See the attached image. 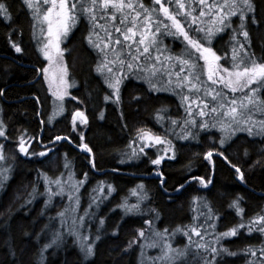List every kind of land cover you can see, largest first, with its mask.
Returning <instances> with one entry per match:
<instances>
[{
  "label": "snow or ice",
  "instance_id": "obj_1",
  "mask_svg": "<svg viewBox=\"0 0 264 264\" xmlns=\"http://www.w3.org/2000/svg\"><path fill=\"white\" fill-rule=\"evenodd\" d=\"M23 4L32 19L33 38L38 41L37 47L48 62L47 66L40 70L45 74L44 79L55 97L52 113L47 118L48 123H52L58 114H63V102L66 96L71 95L68 89L73 86L68 80L69 69L64 58L68 49L63 48L62 44L66 42L76 23L84 19L89 25L86 40L97 56L94 71L102 76L104 83L112 90L111 94H105V101L111 100L120 104L121 86L132 76L143 80L150 92L171 91L178 95L185 109V116L181 120L169 118L170 126L165 129L164 135L146 126L137 128L132 144L139 143L141 146L124 153L125 157L139 159L148 155L146 148L162 145L164 147L157 149L156 158L149 157L152 165L160 166L165 158H176V146L173 140L167 137L168 131H172L177 139L199 141L201 131L210 132L216 129L220 133L219 138L206 137L212 139V147L198 155L211 164L213 173L214 157L222 159L234 169L240 182L247 183L245 171L239 164L233 163L225 153L228 150L226 145H229L238 133L264 139V57L257 59L251 51L252 40L248 30L249 20L252 24H259L254 0H23ZM234 17L237 18L235 26ZM0 18L9 24L13 21V11L8 0H0ZM224 32L228 33V50L218 54L213 47V40ZM166 37L180 39L183 48L179 53L169 50V46L164 43ZM9 40L15 52L23 51L19 43L11 40V36ZM221 60H225L226 64H222ZM2 94L0 92V95ZM72 99L77 97L73 96ZM133 99L139 100L140 97L134 96ZM167 111V107L156 110L154 116L158 123L165 121L162 113ZM120 114L123 117L122 110ZM99 118H104L103 112H100ZM77 121L80 125H88L86 110L75 109L71 115V130L79 132V142L69 135L61 134L50 137L49 143H75L77 148L89 154V162L95 168L93 148L84 142L83 131L77 129ZM40 123L43 125L45 120L42 118ZM177 126L179 133H176ZM0 138L10 139L3 119H0ZM18 140L19 152L24 156L44 157L53 151L43 144V140L28 135L27 131L22 133ZM33 140L42 144L45 150L29 152L28 148ZM243 156H249L247 148L243 149ZM9 159L15 160V156H6L4 143H0V178L7 179L6 174L12 171ZM257 165L264 168V156L258 158L251 167ZM41 175L47 186L49 204L52 203L53 197L64 193L66 186L78 192L84 182L73 180L71 175L68 176L67 182L63 175ZM157 175L160 177L159 183L164 186V172L157 171ZM84 179H87V173H84ZM191 180L197 181L205 189L213 183L210 176L204 175H193ZM2 186L0 183V187ZM108 187L115 191L114 186ZM184 187V183H181L176 190ZM71 190L68 194L70 202L74 194ZM164 190L167 191V188ZM94 191L99 195L92 197V203L99 207L100 197L105 195V190L100 186ZM36 193L37 189L33 188L31 195L34 197ZM130 193L137 198V202L129 203L126 197L118 206L124 209L125 215H143L141 204L149 199L144 185H138L137 188L131 189ZM243 199L237 195L229 202L228 207L234 209L240 219L222 231L217 230L220 213L213 208L207 197H193V223L177 226L172 231L156 226L161 213L158 209H151L154 215L143 221L147 227L136 229L137 235L128 240L123 251L127 252L138 246L139 264H186L190 248L195 252L200 264H222V257L237 255L245 257V264H264V241L259 245L249 244L235 251L224 244L225 240L242 234L251 235L257 232L264 236V211L245 218ZM75 204L78 208V196L75 197ZM76 208L59 212L58 226L55 223L45 225L51 239L42 245L41 257L47 249L63 243L67 236L75 237V243L85 259L95 256L96 244L101 240L100 231L97 229L93 233L86 223V217H94L95 214L85 211L84 215L78 216ZM69 210L72 211L73 218L65 231ZM201 216L203 220L200 219ZM49 220L51 222L55 218L50 217ZM98 223L103 226L104 219H99ZM118 230L117 226L113 234ZM177 233L187 237L188 244L184 247H174L173 237ZM193 236L199 237V240L193 242ZM151 249L158 251L155 255H148V250Z\"/></svg>",
  "mask_w": 264,
  "mask_h": 264
},
{
  "label": "trees",
  "instance_id": "obj_2",
  "mask_svg": "<svg viewBox=\"0 0 264 264\" xmlns=\"http://www.w3.org/2000/svg\"><path fill=\"white\" fill-rule=\"evenodd\" d=\"M254 2L259 24H252L249 20L248 30L252 40L251 51L259 59L264 57V0ZM8 3L12 7L13 21L9 24L0 18V92L3 93L0 95V107L10 136L4 147L11 157L15 156V160L9 159L12 163L11 175L0 187V264H139L138 246L127 252L123 249L128 240L137 235L136 229L147 227L143 221L154 215L151 209H158L161 213L157 223L160 229L174 230L177 226L193 223L191 204L195 196L207 197L213 208L220 213V220L217 221L219 231L239 221L236 211L228 207L237 195L244 198L242 206L245 218L264 211V168L259 165L251 167L258 158L264 156L262 138H253L243 133L226 145L228 150L225 154L245 171L247 183L240 182L234 169L222 159L214 157L213 173L211 164L198 155L212 147V139L206 137L219 138L220 133L216 129L201 131L199 141L177 139L172 131H168V138L176 146V158H165L160 166L149 162V157L156 158L157 147L146 148L148 155L139 159L125 157L124 153L141 146L139 143L132 144L137 128L146 126L164 135L165 129L170 126L169 118L182 119L180 97L166 92H150L143 80L129 76L121 86V103L105 101L104 96L111 94V89L104 83L102 76L94 71L97 56L86 40L89 25L84 19L79 20L65 43L68 49L65 56L69 69L68 79L73 85L71 95L77 99H70L67 115L55 126H50L47 118L52 95L45 87L44 73L40 71L46 66L32 35L29 10L23 0H8ZM236 21L234 17L233 26ZM9 36L12 41L20 44L22 52H15ZM227 40L228 33L224 32L213 41V47L218 53L228 50ZM164 43L173 53H179L183 48L180 39L166 37ZM134 96L140 99L134 100ZM161 107L168 109L162 113L165 116L162 124L154 116ZM75 109L86 110L89 118L85 126L84 142L93 148L95 168L89 162L88 154L77 148L75 143H49L50 137L61 134L69 135L79 142V134L71 130V115ZM100 112L104 113L103 119L99 118ZM42 118L45 120L44 125L40 123ZM25 131L43 140V144L53 149L51 154L44 159L23 156L19 152L18 138ZM244 148L249 150L248 157L243 156ZM43 149L42 144L33 140L29 152ZM67 162L78 178H84V173H87L84 192L100 183L112 185L116 190L108 208L103 211L105 224L101 240L96 244V254L87 259L72 238H65L63 243L47 249L41 257L42 245L51 239L45 225H57L55 220H49L57 215L53 208L55 205L47 202L44 194L46 183L41 173H47L50 177L59 176ZM157 171L164 172V186L159 183L160 179L153 178ZM193 175L210 176L213 183L205 189L197 181L191 180ZM181 183L185 187L177 191ZM140 184L144 185L148 193L151 214L148 217L126 216L118 205L129 196L131 189ZM33 188L37 189L34 197L31 195ZM117 226L119 230L113 234ZM262 241L264 236L253 232L251 235L229 238L224 244L235 251L249 244L259 245ZM186 260V264H200V261H193L191 257ZM221 262L245 264V257L224 256Z\"/></svg>",
  "mask_w": 264,
  "mask_h": 264
},
{
  "label": "rangeland",
  "instance_id": "obj_3",
  "mask_svg": "<svg viewBox=\"0 0 264 264\" xmlns=\"http://www.w3.org/2000/svg\"><path fill=\"white\" fill-rule=\"evenodd\" d=\"M77 25H78V23H76V25L72 28V30H71V32H70V34L76 29V27H77ZM70 34L68 35V37H67V40H68V38H69V36H70ZM220 35V34H219ZM218 35V36H219ZM217 36V37H218ZM216 37V38H217ZM215 38V39H216ZM214 39V40H215ZM67 40H66V42H67ZM213 40V41H214ZM35 41H36V44H38V41L35 39ZM65 42V43H66ZM65 43H63L62 44V47L63 48H65ZM66 54H67V52H65V56H66ZM219 54V53H218ZM42 55V54H41ZM42 58L44 59V57L42 56ZM65 58V57H64ZM44 61H45V66H47V61L44 59ZM201 63H203L202 61H201ZM221 63L222 64H226V62H225V60H221ZM177 70H178V66H177ZM45 75V74H44ZM69 80V79H68ZM69 83L70 84H72L71 82H70V80H69ZM44 85H45V87L49 90V87H48V82H47V80H45L44 79ZM73 87V86H72ZM72 87H70L69 89H68V91L71 93V91H72ZM254 87H255V85H254ZM112 91V90H111ZM49 92H50V94L52 95V92L49 90ZM156 92H166V93H169V94H173L171 91H156ZM175 95V94H174ZM176 96H178V95H176ZM52 97V99H51V103H50V106H49V113H48V116L49 115H51V113H52V110H53V107H54V104H53V101L55 100V97L52 95L51 96ZM179 97V96H178ZM68 99V100H67ZM70 99H72V95H70V96H66L65 97V100H64V107H65V111L63 112V114H58L55 118H54V120H53V122L52 123H49L50 124V126H55V124L59 121V120H61V119H63L66 115H67V111H68V108H67V104H68V102L70 101ZM57 103H59V102H57ZM180 105H181V101H180ZM181 108H182V111H181V114H182V116L184 117L185 116V109H184V107L181 105ZM182 117V118H183ZM0 119H3V121H4V117H3V111L1 110V107H0ZM181 120V119H180ZM5 123V122H4ZM77 129L78 130H82L83 131V135H84V131H85V126L84 125H80L79 124V122L77 121ZM169 132H171V131H169ZM176 132H178L179 133V127L177 126L176 127ZM76 133V135L77 134H79V132H75ZM240 134H243V133H238L237 134V136L238 135H240ZM167 137H168V134H167ZM0 143H4V145L6 144V140H4L3 138H0ZM161 148V147H164V146H162V145H156L154 148ZM6 147H4V151H5V154H6V156H8L9 158L11 157L10 155H9V153H7V151H6V149H5ZM30 150V147L28 148V151ZM44 150V149H43ZM42 150V151H43ZM31 151V150H30ZM49 154H51V152H48V154L46 155V156H44V157H39L40 159L41 158H46V157H48V155ZM23 155V154H22ZM170 155V154H169ZM14 156V155H13ZM24 156V155H23ZM8 163L12 166V163H11V161L10 160H8ZM7 175V179H3V178H0V183H4L5 181H7L9 178H10V175H11V172L10 173H7L6 174ZM60 175H63V178H64V180H65V182H67V179H68V176L69 175H71L72 177H73V180H81V181H84L83 183H82V185L79 187V190H78V192H75L74 190H71L69 187H65V191H64V193L62 194V195H58V196H55V197H53V200H52V203H50L51 205H55V206H53V208L55 209V213H56V215L59 213V212H61V211H64L65 209H72V208H76V204H75V197L76 196H78L79 197V207L78 208H76V214L79 216V215H84V213H85V211H88L90 214L91 213H94L95 214V216L94 217H86V223H87V226H88V228L93 232V233H95L96 232V230L97 229H99V231H100V235L102 234V228H103V226H104V224H105V221H104V224H103V226H100L99 225V223H98V221H99V219H104L105 217H104V214H103V211L104 210H106L107 208H108V204L110 203V200H111V198L113 197V195L115 194V191H111V189H109V187H108V184L107 183H100L97 187H94V188H92V189H90V190H88L87 192H84V188L86 187V183H87V180H85L84 178H78L77 176H76V174L74 173V171H73V169H72V166H71V164H69L68 162H67V167H65L64 166V168H63V171H62V173L60 174ZM59 175V176H60ZM100 186H102V187H104V190H105V195H103V196H101L100 197V199H101V203L99 204V207H97V205L95 204V203H92V197L93 196H98L99 194L97 193V192H95L94 191V189H96V188H98V187H100ZM45 187H47L46 186V184H45ZM53 187V189L55 190V185H53L52 186ZM135 188H137V187H135ZM73 191L74 192V194H73V200L70 202L69 201V198H68V194H69V191ZM44 194L46 195V197H47V194L44 192ZM128 198V202L129 203H136L137 202V198L135 197V196H132L131 195V193L129 194V196L127 197ZM149 200V199H148ZM148 200H146V201H144L142 204H141V210H142V212H143V215H132V214H128V215H126V216H135V217H137V216H139V217H145V216H149L150 214H151V212H150V208H149V206H148ZM124 201V200H123ZM122 201V202H123ZM121 202V203H122ZM91 203V208L89 209V204ZM52 209V208H51ZM119 210L121 211V212H123L124 214H125V212H124V209L123 208H121V207H119ZM198 210V209H197ZM72 218H73V213H72V211L71 210H69L68 211V213H67V217H66V224H65V231L67 230V224L68 223H71V220H72ZM200 219L201 220H203V216H201L200 217ZM55 221H56V223H57V226L59 225V218H58V216H56L55 217ZM157 223H158V221H156V226L158 227V225H157ZM159 228V227H158ZM169 231H172V230H169ZM67 238H72L73 239V241H75V237H73V236H67L66 237V239ZM233 238V237H232ZM210 239V238H209ZM196 240H199V237H195V236H193V242H195ZM186 244H188V240H187V237H185L183 234H181V233H177L176 234V236L175 237H173V245H174V247H184ZM158 250L157 249H151V250H148V255H155L156 254V252H157ZM190 257L192 258V260L193 261H196V262H198L199 260H198V258L196 257V254H195V252L193 251V249L192 248H190L189 249V254H188V256H187V258H189L190 259ZM186 258V259H187ZM187 261V260H186Z\"/></svg>",
  "mask_w": 264,
  "mask_h": 264
},
{
  "label": "water",
  "instance_id": "obj_4",
  "mask_svg": "<svg viewBox=\"0 0 264 264\" xmlns=\"http://www.w3.org/2000/svg\"><path fill=\"white\" fill-rule=\"evenodd\" d=\"M44 125V124H43ZM56 143H63V141H57ZM48 146V145H47ZM82 151V150H81ZM83 152V151H82ZM85 153V152H84ZM89 155V154H88ZM153 178H158L160 179V177L156 174Z\"/></svg>",
  "mask_w": 264,
  "mask_h": 264
}]
</instances>
